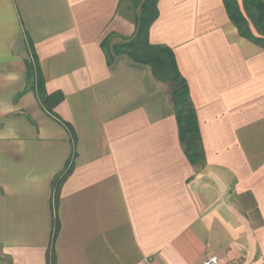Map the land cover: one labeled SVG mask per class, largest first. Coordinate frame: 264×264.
<instances>
[{
    "label": "crops",
    "instance_id": "obj_1",
    "mask_svg": "<svg viewBox=\"0 0 264 264\" xmlns=\"http://www.w3.org/2000/svg\"><path fill=\"white\" fill-rule=\"evenodd\" d=\"M122 2L0 0V264H264V49L222 0H158L148 41L187 84L196 169L173 85L100 48L136 32ZM33 56L46 93L63 96L58 119L32 91L18 97Z\"/></svg>",
    "mask_w": 264,
    "mask_h": 264
},
{
    "label": "trees",
    "instance_id": "obj_2",
    "mask_svg": "<svg viewBox=\"0 0 264 264\" xmlns=\"http://www.w3.org/2000/svg\"><path fill=\"white\" fill-rule=\"evenodd\" d=\"M131 3L134 10H139V14L133 18L136 25L134 36L110 46V40L115 37L111 34L100 43V48L108 64L115 56L125 55L134 62L148 65L160 82L173 85L171 103L178 124L180 143L190 164L196 169H202L205 166L204 153L187 84L176 68L171 50L165 46L151 45L148 41L149 29L158 17V0H132ZM222 3L229 21L239 35L264 49V0H241V6L237 0H222ZM25 77L26 86L18 97L27 91H32L41 107L58 119L54 108L63 100V96L60 92L46 93L44 79L34 56L30 61H25ZM72 169V160H70L64 170L53 179L54 208L59 189ZM54 225L57 226V223L55 222ZM48 264H54L53 258L48 257Z\"/></svg>",
    "mask_w": 264,
    "mask_h": 264
},
{
    "label": "rangeland",
    "instance_id": "obj_3",
    "mask_svg": "<svg viewBox=\"0 0 264 264\" xmlns=\"http://www.w3.org/2000/svg\"><path fill=\"white\" fill-rule=\"evenodd\" d=\"M132 0H123L122 5L120 7V14L126 18H134L139 13V10H134L132 8Z\"/></svg>",
    "mask_w": 264,
    "mask_h": 264
},
{
    "label": "built area",
    "instance_id": "obj_4",
    "mask_svg": "<svg viewBox=\"0 0 264 264\" xmlns=\"http://www.w3.org/2000/svg\"><path fill=\"white\" fill-rule=\"evenodd\" d=\"M200 264H218V259L214 256H210L208 259L201 262Z\"/></svg>",
    "mask_w": 264,
    "mask_h": 264
}]
</instances>
